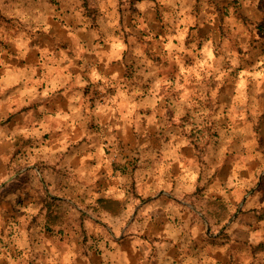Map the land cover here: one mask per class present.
<instances>
[{
    "label": "crops",
    "instance_id": "obj_1",
    "mask_svg": "<svg viewBox=\"0 0 264 264\" xmlns=\"http://www.w3.org/2000/svg\"><path fill=\"white\" fill-rule=\"evenodd\" d=\"M263 27L264 0H0V264H264Z\"/></svg>",
    "mask_w": 264,
    "mask_h": 264
},
{
    "label": "trees",
    "instance_id": "obj_2",
    "mask_svg": "<svg viewBox=\"0 0 264 264\" xmlns=\"http://www.w3.org/2000/svg\"><path fill=\"white\" fill-rule=\"evenodd\" d=\"M47 211H48V213H46V215H48L50 218V219L49 218L48 219L51 220L52 216L49 214V212H51V213L53 212V211H51V205L48 207Z\"/></svg>",
    "mask_w": 264,
    "mask_h": 264
},
{
    "label": "rangeland",
    "instance_id": "obj_3",
    "mask_svg": "<svg viewBox=\"0 0 264 264\" xmlns=\"http://www.w3.org/2000/svg\"><path fill=\"white\" fill-rule=\"evenodd\" d=\"M262 29L264 30V27H263ZM253 53H254V50H253ZM254 54H255V53H254ZM203 124H204V123H199L200 126H201V125L203 126ZM185 125H186V124H185ZM187 125L189 126L190 124L188 123ZM193 128H194V127H193Z\"/></svg>",
    "mask_w": 264,
    "mask_h": 264
}]
</instances>
